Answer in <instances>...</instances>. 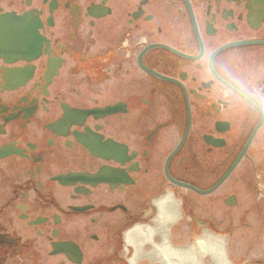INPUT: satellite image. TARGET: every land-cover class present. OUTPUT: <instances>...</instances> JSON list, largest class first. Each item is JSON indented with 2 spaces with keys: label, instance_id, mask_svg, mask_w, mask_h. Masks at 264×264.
Masks as SVG:
<instances>
[{
  "label": "flooded vegetation",
  "instance_id": "1",
  "mask_svg": "<svg viewBox=\"0 0 264 264\" xmlns=\"http://www.w3.org/2000/svg\"><path fill=\"white\" fill-rule=\"evenodd\" d=\"M263 179L264 0H0V264H169Z\"/></svg>",
  "mask_w": 264,
  "mask_h": 264
},
{
  "label": "rangeland",
  "instance_id": "2",
  "mask_svg": "<svg viewBox=\"0 0 264 264\" xmlns=\"http://www.w3.org/2000/svg\"><path fill=\"white\" fill-rule=\"evenodd\" d=\"M264 186V179L262 180ZM229 194V193H227ZM226 194V195H227ZM226 196L195 198L194 212L200 218L211 223L212 231L209 235L217 236L224 240L223 251L231 264H264V189L262 196L256 193H242L236 197V204L227 207L223 204ZM168 235V242L171 248H183L192 244L195 238L202 234L195 233L189 222H183L177 229H172ZM152 242L159 245L162 238L154 235ZM152 244L145 243L144 252L152 251ZM132 253V249H129ZM196 260H190L188 256L170 257V264H216L210 251L199 248ZM130 254L129 258L131 257ZM161 258H148L140 256L137 264H164ZM218 264V263H217Z\"/></svg>",
  "mask_w": 264,
  "mask_h": 264
},
{
  "label": "bare ground",
  "instance_id": "3",
  "mask_svg": "<svg viewBox=\"0 0 264 264\" xmlns=\"http://www.w3.org/2000/svg\"><path fill=\"white\" fill-rule=\"evenodd\" d=\"M154 233H158L162 236L164 240L167 239L168 235V229L163 230H154L147 227H135L128 233H126L125 240L128 243H131L135 249H136V256L141 255V243L145 241H151V237ZM223 243L224 240L222 238H219L217 236H210L208 233L203 232L202 236L195 239L194 243L189 246L188 250L186 251L188 253H183V257L186 255L190 257V260H196L197 258V252L199 248H204L211 252L214 260L219 264H228L224 257V251H223ZM162 246H154V250L157 251V254H161L162 258L164 257V254L160 252L159 249H161ZM164 248V247H163ZM148 255V254H146ZM134 258V259H135ZM164 259V258H163ZM132 261V260H131ZM134 261V260H133ZM167 262H170L169 259H166ZM168 264V263H167Z\"/></svg>",
  "mask_w": 264,
  "mask_h": 264
},
{
  "label": "water",
  "instance_id": "4",
  "mask_svg": "<svg viewBox=\"0 0 264 264\" xmlns=\"http://www.w3.org/2000/svg\"><path fill=\"white\" fill-rule=\"evenodd\" d=\"M220 182H218L213 188H211L210 190H207L205 192L202 193H209L211 192L214 188H216L219 185ZM226 204H230L233 205L234 204V198H231L228 202L226 201Z\"/></svg>",
  "mask_w": 264,
  "mask_h": 264
}]
</instances>
